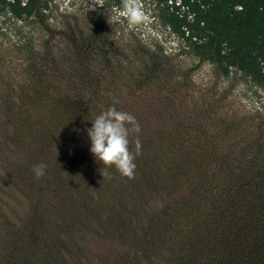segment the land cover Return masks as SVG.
Segmentation results:
<instances>
[{
	"label": "rangeland",
	"instance_id": "obj_1",
	"mask_svg": "<svg viewBox=\"0 0 264 264\" xmlns=\"http://www.w3.org/2000/svg\"><path fill=\"white\" fill-rule=\"evenodd\" d=\"M121 3L0 13V264H167L189 256L213 207L220 223L246 204L239 191L264 206V90L185 53L150 0L143 23L113 20ZM109 106L140 126L131 178L102 175L89 150Z\"/></svg>",
	"mask_w": 264,
	"mask_h": 264
},
{
	"label": "trees",
	"instance_id": "obj_2",
	"mask_svg": "<svg viewBox=\"0 0 264 264\" xmlns=\"http://www.w3.org/2000/svg\"><path fill=\"white\" fill-rule=\"evenodd\" d=\"M150 1L154 19L181 41L185 53L212 63L222 76L235 70L264 90V0ZM106 2L119 5L120 0ZM44 4L46 0H0V13L24 19ZM233 180L246 185L245 178ZM239 192L247 195L246 204L235 206L233 213L230 209L231 218L220 223L209 219L212 211L218 216L219 208L213 207L194 227L198 238L191 242L189 256L175 254L167 264H264V206ZM227 200L221 198L220 205L226 212Z\"/></svg>",
	"mask_w": 264,
	"mask_h": 264
},
{
	"label": "clouds",
	"instance_id": "obj_3",
	"mask_svg": "<svg viewBox=\"0 0 264 264\" xmlns=\"http://www.w3.org/2000/svg\"><path fill=\"white\" fill-rule=\"evenodd\" d=\"M123 17L127 24L136 26L146 20L145 12L139 0H122L118 10H114L113 20ZM139 123L134 115L129 112L118 110L115 106H109L101 110L92 120L91 126L87 128V136L90 141L89 150L95 159L107 166H114L118 172L125 177L131 178L134 175L135 156L129 150L130 133H138ZM135 154H139L140 141L137 138L134 142ZM45 164L38 163L32 166L36 178L44 175Z\"/></svg>",
	"mask_w": 264,
	"mask_h": 264
}]
</instances>
